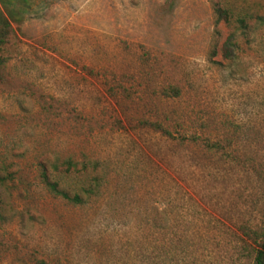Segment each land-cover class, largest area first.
Instances as JSON below:
<instances>
[{
    "label": "rangeland",
    "instance_id": "1",
    "mask_svg": "<svg viewBox=\"0 0 264 264\" xmlns=\"http://www.w3.org/2000/svg\"><path fill=\"white\" fill-rule=\"evenodd\" d=\"M214 5L243 17L245 35L214 25ZM0 10V264H251L264 221V0ZM82 155L103 174L83 206L49 193L38 167Z\"/></svg>",
    "mask_w": 264,
    "mask_h": 264
},
{
    "label": "trees",
    "instance_id": "2",
    "mask_svg": "<svg viewBox=\"0 0 264 264\" xmlns=\"http://www.w3.org/2000/svg\"><path fill=\"white\" fill-rule=\"evenodd\" d=\"M213 24L217 25L220 22L224 24H231L236 22L242 34L245 35V20L241 16H234L233 12L229 8L220 7L214 5L212 9ZM260 18V17H258ZM8 22L2 11L0 10V46L6 39V28ZM238 44L235 40V32H229L226 38L220 44V55L224 59H232L233 53ZM215 53L214 47L212 54ZM3 64V59L0 56V68ZM2 74L0 73V81H2ZM169 92H164L165 96H177L179 91L177 88L170 87ZM147 123L149 128L162 136L169 137L170 132L163 128L160 123L153 121H143ZM190 140H195V136H190ZM209 149H217V144L206 143ZM39 178L41 183L44 185L46 190L58 196L73 205H86L90 202L97 194L98 189L103 181L102 167L97 158H89L82 155V158L77 160L71 157H67L60 163H48L39 162ZM264 226V221L263 224ZM259 230L260 241L258 245L253 249L251 254V264H264V227ZM39 264H45L44 261L38 260Z\"/></svg>",
    "mask_w": 264,
    "mask_h": 264
}]
</instances>
